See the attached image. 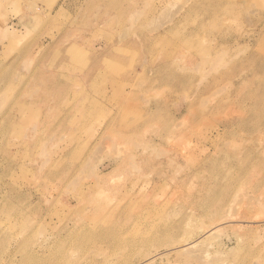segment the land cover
<instances>
[{
  "label": "rangeland",
  "instance_id": "374dc122",
  "mask_svg": "<svg viewBox=\"0 0 264 264\" xmlns=\"http://www.w3.org/2000/svg\"><path fill=\"white\" fill-rule=\"evenodd\" d=\"M263 61L264 0H0V264H264Z\"/></svg>",
  "mask_w": 264,
  "mask_h": 264
},
{
  "label": "bare ground",
  "instance_id": "6f19581e",
  "mask_svg": "<svg viewBox=\"0 0 264 264\" xmlns=\"http://www.w3.org/2000/svg\"><path fill=\"white\" fill-rule=\"evenodd\" d=\"M264 62V61H263ZM252 104V103H251ZM96 179V178H95ZM205 234H208L209 233V235H208V237H212L213 236V231H208V232H204ZM209 239V238H208ZM228 241H230V240H228ZM185 250V249H184Z\"/></svg>",
  "mask_w": 264,
  "mask_h": 264
}]
</instances>
